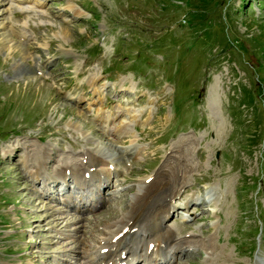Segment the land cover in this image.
Wrapping results in <instances>:
<instances>
[{
	"label": "rangeland",
	"instance_id": "rangeland-1",
	"mask_svg": "<svg viewBox=\"0 0 264 264\" xmlns=\"http://www.w3.org/2000/svg\"><path fill=\"white\" fill-rule=\"evenodd\" d=\"M34 3L0 0V264H80L172 155L165 225L196 247L171 264H264V0ZM89 153L110 202L69 211L96 188L61 169ZM30 172L63 178L43 199Z\"/></svg>",
	"mask_w": 264,
	"mask_h": 264
},
{
	"label": "bare ground",
	"instance_id": "bare-ground-1",
	"mask_svg": "<svg viewBox=\"0 0 264 264\" xmlns=\"http://www.w3.org/2000/svg\"><path fill=\"white\" fill-rule=\"evenodd\" d=\"M38 1H40V4L37 6H41L42 0H33V3H38ZM98 116L101 122H104L108 117L105 113ZM119 132L123 133V130L120 129ZM179 158L176 155L168 156L149 178L145 177L142 181H139L137 188L128 199L127 210H121L122 212L118 213L111 209L110 218L112 219L101 223L103 228L100 229L103 231H100L99 238L91 244V252L87 250L89 248L84 246L88 242L81 241L84 245H81L83 250L79 249L78 251L79 259H81L79 260L80 264H171L172 258H175L177 253L181 255L194 253L196 246H192L190 240L182 236H176L175 232L165 225L166 217L174 206L171 200L183 187L185 172L188 169V166L180 167L172 164L173 161L175 162ZM97 162H102L98 155L83 154L80 156V162L76 163L73 169L68 166L61 169V174L64 177H62L63 181L73 178L81 185L92 183L96 188L94 193L87 196L89 199L88 204L80 197L76 205H71L70 195L64 196L63 203L69 211L86 210L89 209L88 206L96 211L105 207L102 204L103 202H110L109 199L104 197V191L111 187L112 180H110V177L112 173L110 168L98 169ZM40 165L35 170L34 175L38 177L48 175L44 164L41 163ZM30 174V181H34L35 185L39 183L38 181L43 182L42 190L40 189L41 193L38 194V198L42 197L43 199L45 198V196H42L43 192L52 188L56 190L59 179H62L61 177L58 181L48 179L50 182H47L45 179L34 178L31 172ZM36 180L38 181L36 182ZM50 183L53 184L50 186ZM44 185H46V188L43 187ZM46 199L53 201L56 200V197L48 195ZM176 209L175 206L174 211Z\"/></svg>",
	"mask_w": 264,
	"mask_h": 264
}]
</instances>
